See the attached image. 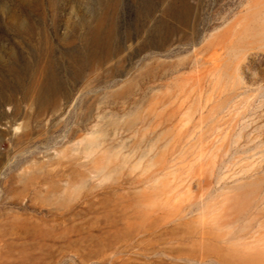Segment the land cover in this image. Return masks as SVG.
<instances>
[{
    "label": "rangeland",
    "instance_id": "374dc122",
    "mask_svg": "<svg viewBox=\"0 0 264 264\" xmlns=\"http://www.w3.org/2000/svg\"><path fill=\"white\" fill-rule=\"evenodd\" d=\"M99 141L123 171L100 186L152 178L135 166L153 144L187 217L226 201L250 222L236 236L263 245L264 0H0V264H216L171 255L173 239L84 255L104 219L70 171L95 173L81 156Z\"/></svg>",
    "mask_w": 264,
    "mask_h": 264
},
{
    "label": "bare ground",
    "instance_id": "6f19581e",
    "mask_svg": "<svg viewBox=\"0 0 264 264\" xmlns=\"http://www.w3.org/2000/svg\"><path fill=\"white\" fill-rule=\"evenodd\" d=\"M83 144L85 146L81 158L84 161L90 159V166L94 168L95 173L89 179L86 177L87 172L78 173L71 170L70 173H75L74 177L76 176L81 184L85 181L86 190L83 196L88 201H95V206L99 208L104 219L102 226L100 222L94 220L96 226L100 228L98 234L90 232L83 236L85 238L82 246L86 257L94 256V254L97 256V254H101L100 250L111 249L117 243L119 245L129 243L138 245L151 242V240L173 239L176 246L173 248L170 245L172 247L169 251L170 254L196 263L210 260L216 264H264V243L262 245L257 240H246V237L236 236L238 232L247 228L250 222L241 225L234 223V219H231L234 212L227 211L222 207L226 201H219L220 203L216 205L215 201H208L206 208L210 210L211 215L206 218L203 215H201V219L197 220L187 217L190 205L182 207V200L176 192L179 187L184 185L185 178L172 174L173 180L163 181L165 175L160 174V170L164 167V159H161L162 150L153 151V154H150V159H145L146 155L154 150L153 144L148 147L145 154H142L144 162L135 166L139 167L140 177L144 176L148 170H152L150 172L153 175L152 178L150 176L147 179L145 177L144 179H133L135 187L128 191H123L118 186H112L111 182L100 186L105 181L118 179L123 174L122 168L115 163L114 154H111L108 160L104 159L102 153L105 150L100 146V141L93 145H89L88 142H83ZM130 168L131 166H129ZM130 173L127 172L126 175ZM99 186L101 191L97 193L95 188ZM45 192L47 193L46 189ZM40 194L41 190H38L37 195ZM94 203L90 202V204ZM242 210L238 209L237 212H242ZM228 221L235 225L232 231L221 230L220 226ZM48 225L47 232L57 235L58 233L53 229L55 224ZM255 225L264 228V223ZM76 227L78 226L76 225ZM67 228L64 227L60 231L61 236L66 235ZM71 241H75V244L81 242L77 238ZM37 244L48 243L42 240ZM20 250L18 260H27L30 250L24 248ZM2 264L7 263L3 262ZM117 264L175 263L161 259L137 263L130 257H123Z\"/></svg>",
    "mask_w": 264,
    "mask_h": 264
}]
</instances>
